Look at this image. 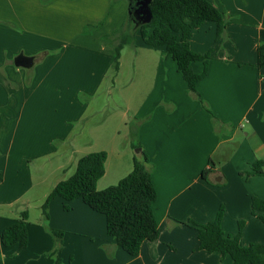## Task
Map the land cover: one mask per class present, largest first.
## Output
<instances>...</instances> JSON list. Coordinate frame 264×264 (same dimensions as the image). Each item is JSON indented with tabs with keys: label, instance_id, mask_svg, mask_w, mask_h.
Returning <instances> with one entry per match:
<instances>
[{
	"label": "crops",
	"instance_id": "obj_1",
	"mask_svg": "<svg viewBox=\"0 0 264 264\" xmlns=\"http://www.w3.org/2000/svg\"><path fill=\"white\" fill-rule=\"evenodd\" d=\"M206 1L224 13L228 22L219 37L216 24L205 22L192 31L188 40L194 54L207 57L206 72L196 90L209 113L189 93L176 63L165 56L164 48L145 45L139 30L120 52L119 68L113 77L120 76L123 51L130 46L135 49L134 90L151 81L135 108V140L130 147L134 149L138 144L148 157L157 194L153 210L159 230L157 240L144 242L138 256L130 257L106 234L104 216L80 199L68 203L69 210L63 208L61 198L51 199L45 220L41 206L62 180L51 182L48 178L42 181V187L37 182L38 189L34 190L30 165L26 164L32 157L15 153L13 138L9 139L16 119L19 123L27 120L30 126L46 124L40 112L45 108H35L30 117L22 111L15 118L14 103L20 91L15 100V88L25 78L54 97V92L69 96L83 90L92 94L97 89L112 68L113 46L117 44L116 39L113 46H103L100 39L125 24L126 1L0 0V43L7 49L5 56L22 51L34 60L29 68L32 73L19 76L22 73L11 68L12 59H0V82L6 83L0 84L4 103L0 106V233L22 212L28 223L27 247L17 251L15 246L4 248L0 243V264H54L58 258L61 264H75L77 258L79 264H115L117 259L123 264H176L167 263L171 253L166 247L185 258L190 254L195 264H232L228 256L219 259L218 254L199 250L197 230L186 224L194 221L204 225L215 218L220 207L225 210L221 227L226 236L238 234V224L233 228V220L229 219L232 212L235 221L251 218L246 223L248 229L240 234L242 246L264 244V223L251 214V198L264 200V176L241 174L250 171L255 161H264V66L257 67V48L264 43V0ZM203 68V62L192 63L195 73H201ZM119 136L120 132L112 134L107 143L115 144ZM104 152L103 177L110 170L108 181L115 185L129 174L132 163L113 151ZM136 153L134 158L140 159V150ZM62 169L54 163L50 175ZM203 171L207 172L205 177ZM39 172L44 175V167ZM98 183L97 190L101 189ZM37 204L40 211L34 220L30 209ZM72 206L77 213L76 226L89 237L85 245L87 259L66 252L63 244L56 252L50 233L65 229L59 221L54 222L52 212L69 213ZM161 255H165L164 262ZM190 261L188 258L179 262Z\"/></svg>",
	"mask_w": 264,
	"mask_h": 264
},
{
	"label": "trees",
	"instance_id": "obj_2",
	"mask_svg": "<svg viewBox=\"0 0 264 264\" xmlns=\"http://www.w3.org/2000/svg\"><path fill=\"white\" fill-rule=\"evenodd\" d=\"M128 14L126 22L120 29L100 39L103 46L114 48L113 72L119 68L120 52L132 41V35L139 30L145 45L162 47L165 56L170 57L177 66L187 89L209 113V108L202 101L196 90L197 83L206 72L207 57L194 54L188 44L192 31L205 22L216 24V35L219 37L228 25L224 13L206 0H152L149 9L152 20L149 24L136 22L134 1L127 0ZM203 62L201 73H195L192 63ZM264 66V43L257 48V67ZM213 118V116H212ZM140 159L133 158L132 169L117 184L103 190H97L96 184L104 175L106 153L103 151L90 153L76 164L75 173L66 180L57 183L50 191L41 209L43 218L48 219L47 208L51 199L61 198L63 208L69 210L68 203L80 199L92 211L101 214L105 219L106 234L112 238L115 245L130 257L138 256L142 244L154 242L159 236L158 224L155 219L153 205L157 194L152 183L151 168L148 157L138 144ZM206 171L202 172L205 177ZM247 177L264 176V161L257 160L250 166V171L241 173ZM251 214L264 223V200L251 198ZM223 207H220L213 220L204 225L188 221L197 230L199 250L208 254L228 256L232 264H264V244H249L241 246L239 239L242 222H239L238 234L235 237L226 236L222 231ZM27 217L22 212L19 219L3 229L0 233L2 247L15 246L17 251L27 247ZM56 250H60L63 232L50 230ZM54 264H61L56 259Z\"/></svg>",
	"mask_w": 264,
	"mask_h": 264
},
{
	"label": "rangeland",
	"instance_id": "obj_3",
	"mask_svg": "<svg viewBox=\"0 0 264 264\" xmlns=\"http://www.w3.org/2000/svg\"><path fill=\"white\" fill-rule=\"evenodd\" d=\"M125 1L127 3L128 14V2L127 0ZM14 31L20 32L17 30ZM136 40L139 41L137 36ZM4 46V44L0 43V54L2 53L0 59L7 58L13 60L18 55L22 54V51H20L15 55L16 57L13 55L5 56L7 49L6 47L4 48ZM134 50L135 49L130 46L126 47L121 58V62L123 61L124 66L120 76L113 77L114 73L110 67L108 71H106L107 77L102 78V81L92 94H90L89 91L88 93L83 92L85 90L81 89L83 91H79L78 93L74 92L69 96H63L61 92H54L53 94H55V97L52 95L48 96L44 89H37L36 83L31 85L29 84L30 80L26 82V78L24 83L19 84L15 88V100L18 94L17 91L20 89L19 96L17 97L18 102L14 103L15 118H19L22 111L26 112L25 117H30V113L35 108H45L40 111L41 115L46 119L45 125L40 122L38 124L33 123L30 126V123L25 122L27 120H22L19 123V120L16 119L13 137L9 136V139L13 138V149L15 153L26 154L32 157V161L26 164L30 165V171L34 179V190L38 189L37 182L39 186H41L42 181L48 178L52 179L51 182L68 179L75 173L78 159L90 153L104 152L105 150L109 152L113 151L114 154H120L123 160H127V162L130 163H132L135 156H138L136 153L137 149H131L130 147L131 142L135 140L133 138L136 126L134 112L141 98L148 91L151 81H147L142 88L134 90V80L136 77L133 67L135 64ZM11 66L14 71L17 70L22 73L19 74V76L32 73L30 69H17L13 65ZM0 84L5 85L6 83L0 82ZM8 94L10 96L11 93ZM40 96L43 97L41 98ZM126 99L129 100L128 104ZM1 105H4V103H2V98H0V106ZM28 121L30 122V119H28ZM116 132H120L117 142L115 144H108L107 142L110 140L112 134ZM72 150L74 152H72ZM54 163L57 165L60 164L63 169L57 173L52 172L50 175L52 171L51 166ZM43 167L45 169L44 175L39 172ZM110 175L111 171L109 170L107 175L102 177L99 180L100 182L98 181L99 183L97 182L98 188L101 187V189L98 190H103L114 185V181H108ZM39 211L40 205L37 204L31 207L30 212L32 219L36 220L38 218ZM248 212H250V210H248ZM229 215H231L229 219L233 220L230 221L233 228H237V224L239 228V222H242V231L245 229L246 223L251 219L244 218L235 221L232 217V212H229ZM76 217L77 213L74 210V206H72V211L69 213L62 212V214L56 215L54 211L52 212L54 222L59 221L65 227V229L61 230L63 232V238L59 251H61V246L63 244L66 252L76 257L81 255L83 258L87 259L85 256V245L89 237L83 229H79L76 226ZM186 224L194 228V226L188 222H186ZM249 231L253 234L251 228ZM239 242H241V246L244 245L241 238ZM165 249L168 253H171L170 255L168 254L170 258L167 259V263L173 261L176 264H180L179 261L189 258L191 260L189 263L195 264L190 254L188 258H185L179 251L170 252L167 247ZM162 256L165 257V255H161V260L164 262ZM220 258L222 257L219 256V259ZM75 264H79V258H77ZM115 264L123 263H120L119 259H117Z\"/></svg>",
	"mask_w": 264,
	"mask_h": 264
},
{
	"label": "water",
	"instance_id": "obj_4",
	"mask_svg": "<svg viewBox=\"0 0 264 264\" xmlns=\"http://www.w3.org/2000/svg\"><path fill=\"white\" fill-rule=\"evenodd\" d=\"M135 3L136 10L134 12L136 22L141 24H149L152 20V14L149 5L152 0H132ZM33 58L26 57L23 54L18 55L13 59V64L16 68L29 69L33 66Z\"/></svg>",
	"mask_w": 264,
	"mask_h": 264
}]
</instances>
